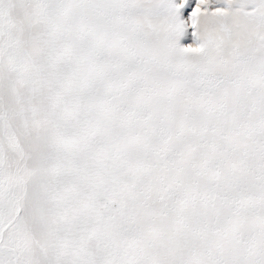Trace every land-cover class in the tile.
Returning <instances> with one entry per match:
<instances>
[{"label": "snow or ice", "instance_id": "6c2138e0", "mask_svg": "<svg viewBox=\"0 0 264 264\" xmlns=\"http://www.w3.org/2000/svg\"><path fill=\"white\" fill-rule=\"evenodd\" d=\"M0 264H264V0H0Z\"/></svg>", "mask_w": 264, "mask_h": 264}]
</instances>
